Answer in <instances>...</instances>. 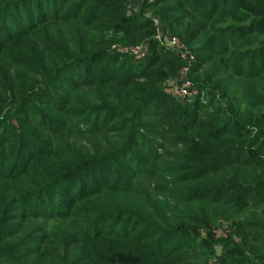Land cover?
<instances>
[{"label": "trees", "instance_id": "obj_1", "mask_svg": "<svg viewBox=\"0 0 264 264\" xmlns=\"http://www.w3.org/2000/svg\"><path fill=\"white\" fill-rule=\"evenodd\" d=\"M132 2L0 0V264H264V0Z\"/></svg>", "mask_w": 264, "mask_h": 264}, {"label": "built area", "instance_id": "obj_2", "mask_svg": "<svg viewBox=\"0 0 264 264\" xmlns=\"http://www.w3.org/2000/svg\"><path fill=\"white\" fill-rule=\"evenodd\" d=\"M149 3L154 2L155 0H144ZM129 11L133 12L136 11L134 7V0L129 5ZM154 25L157 27V33L155 35V38L158 40V42L166 49L172 50L176 52L180 57L190 61L191 63L195 61L196 57L191 52V50L188 48V46L185 44L184 41H182L179 37L173 35V34H164V28H163V22L160 19V17L155 16L153 17ZM113 49L116 51H123L125 53L133 54L137 58L145 57L148 53V44L143 43L137 46H131V47H119V46H113ZM189 70V67H185L183 69L182 75L186 76L187 71ZM183 88L180 89L179 95L181 98H188L192 97L194 93L197 91V87L188 80L186 77L184 80V84L182 85ZM178 94V92H177Z\"/></svg>", "mask_w": 264, "mask_h": 264}, {"label": "rangeland", "instance_id": "obj_3", "mask_svg": "<svg viewBox=\"0 0 264 264\" xmlns=\"http://www.w3.org/2000/svg\"><path fill=\"white\" fill-rule=\"evenodd\" d=\"M148 5H147V1H144V0H134V7H135V10L136 11H138V12H140V11H144L146 14H151V10L152 9H150L149 7H147ZM163 28H164V26H163ZM165 35L166 34H170L168 31H166L165 29H164V32H163ZM187 76H185V75H182V74H180L179 76H178V78L175 80V81H173L172 83H171V86L169 87V90H168V92H170V93H172L173 95H175L178 99H182V100H191L193 97H194V95H195V93H194V95L192 96V97H188V98H181V96L179 95V92H180V89H182L183 88V84H184V80H185V78H186ZM189 80V79H188ZM190 81V80H189ZM177 92H178V94H177ZM205 98V95L203 94V99Z\"/></svg>", "mask_w": 264, "mask_h": 264}]
</instances>
